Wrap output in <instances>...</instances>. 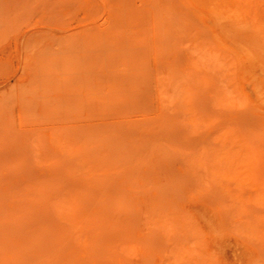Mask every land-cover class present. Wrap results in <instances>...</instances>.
Instances as JSON below:
<instances>
[{"label": "rangeland", "instance_id": "rangeland-1", "mask_svg": "<svg viewBox=\"0 0 264 264\" xmlns=\"http://www.w3.org/2000/svg\"><path fill=\"white\" fill-rule=\"evenodd\" d=\"M0 264H264V0H0Z\"/></svg>", "mask_w": 264, "mask_h": 264}]
</instances>
